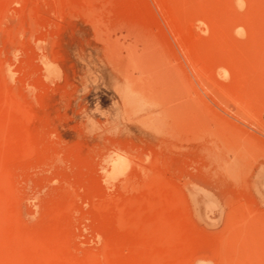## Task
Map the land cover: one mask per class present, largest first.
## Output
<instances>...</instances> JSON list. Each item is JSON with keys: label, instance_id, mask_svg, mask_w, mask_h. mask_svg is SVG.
Wrapping results in <instances>:
<instances>
[{"label": "rangeland", "instance_id": "obj_1", "mask_svg": "<svg viewBox=\"0 0 264 264\" xmlns=\"http://www.w3.org/2000/svg\"><path fill=\"white\" fill-rule=\"evenodd\" d=\"M0 264H264V0H0Z\"/></svg>", "mask_w": 264, "mask_h": 264}]
</instances>
